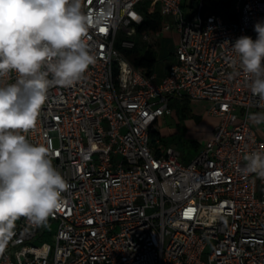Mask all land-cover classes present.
I'll return each mask as SVG.
<instances>
[{
    "label": "built area",
    "instance_id": "1",
    "mask_svg": "<svg viewBox=\"0 0 264 264\" xmlns=\"http://www.w3.org/2000/svg\"><path fill=\"white\" fill-rule=\"evenodd\" d=\"M145 1L82 0L103 15L85 35L95 63L74 85L51 86L35 126L18 130L50 148L69 187L46 223L15 220L0 264H264V178L241 171L264 151L248 119L264 101L231 49L257 38L264 0H185L187 15L183 0H150L164 18L152 33L138 31ZM171 28L179 38L160 80L122 52ZM172 101L206 102L218 119L188 162L152 143Z\"/></svg>",
    "mask_w": 264,
    "mask_h": 264
},
{
    "label": "clouds",
    "instance_id": "2",
    "mask_svg": "<svg viewBox=\"0 0 264 264\" xmlns=\"http://www.w3.org/2000/svg\"><path fill=\"white\" fill-rule=\"evenodd\" d=\"M102 21V14L82 10V0H0V80L16 73L14 83L0 85V243L19 217L41 225L62 206L69 185L53 166L50 148L18 130L35 126L51 86L74 85L95 63L85 35ZM254 30L255 40L242 36L231 49L252 94L264 101V22ZM248 119L264 123V112ZM243 159L244 174L264 178V151Z\"/></svg>",
    "mask_w": 264,
    "mask_h": 264
},
{
    "label": "rangeland",
    "instance_id": "3",
    "mask_svg": "<svg viewBox=\"0 0 264 264\" xmlns=\"http://www.w3.org/2000/svg\"><path fill=\"white\" fill-rule=\"evenodd\" d=\"M144 5L149 10H152L156 2L146 0ZM182 10L185 15L189 12V6L185 3V0L182 1ZM178 38L179 32L171 28L162 32L159 37L150 34V41L144 43L145 47H149L155 52L156 63L154 70L156 72H161L168 66V62L174 52V43ZM208 106L206 102L188 101V112L182 113L177 109L178 113L175 112L171 116H166L164 120H158L156 130L159 131L162 137L158 143L152 141L154 146L161 147L162 150L166 146H173L181 152L183 161H190L194 154L202 149L205 141L210 136L209 132L218 122L216 117L207 113ZM252 126L264 138V123L257 125L252 122ZM153 138L158 137L152 135L151 139ZM52 236V234L46 235L45 240L51 241Z\"/></svg>",
    "mask_w": 264,
    "mask_h": 264
},
{
    "label": "trees",
    "instance_id": "4",
    "mask_svg": "<svg viewBox=\"0 0 264 264\" xmlns=\"http://www.w3.org/2000/svg\"><path fill=\"white\" fill-rule=\"evenodd\" d=\"M218 1L220 0H209L207 6L211 8L212 6L216 5ZM162 21L163 17L158 7L154 5L152 10H144L143 21L138 26V31L154 32L162 24ZM122 52L134 66L143 69L147 73L153 71L156 63L155 52L149 47H145L143 42L136 41L131 48L122 49ZM187 103L188 101H173L170 103V105L176 109V113L179 112L177 109H179L182 113H186L189 111ZM152 135L157 136L159 140L162 137L157 130H153L151 132V136Z\"/></svg>",
    "mask_w": 264,
    "mask_h": 264
},
{
    "label": "crops",
    "instance_id": "5",
    "mask_svg": "<svg viewBox=\"0 0 264 264\" xmlns=\"http://www.w3.org/2000/svg\"><path fill=\"white\" fill-rule=\"evenodd\" d=\"M164 19V18H163ZM163 32H165V31H163ZM162 33V32H161ZM160 33V34H161ZM178 41V40H177ZM177 41H175V43H174V47H175V45H176V43H177ZM173 58H171L170 60H169V62H168V64L171 62V60H172ZM168 67V66H167ZM167 67H165L161 72H156L154 69H153V72H155L156 73V76H157V79L158 80H160L163 76H164V74L166 73V70H167ZM175 110H174V108L172 107V113L170 114V115H166V116H171L173 113L175 114ZM166 116H164L163 118H161V120H164L165 119V117ZM160 120V119H159ZM251 121V120H250ZM251 123H252V121H251ZM258 125V124H257ZM214 127V126H213ZM212 130H213V128L211 129V131L209 132V134L211 135V132H212ZM257 133H258V131H257ZM258 136L261 138V139H264V138H262L261 137V135L258 133ZM153 139H155V138H153ZM152 139V140H153Z\"/></svg>",
    "mask_w": 264,
    "mask_h": 264
},
{
    "label": "snow or ice",
    "instance_id": "6",
    "mask_svg": "<svg viewBox=\"0 0 264 264\" xmlns=\"http://www.w3.org/2000/svg\"><path fill=\"white\" fill-rule=\"evenodd\" d=\"M101 31H104V29H101Z\"/></svg>",
    "mask_w": 264,
    "mask_h": 264
}]
</instances>
